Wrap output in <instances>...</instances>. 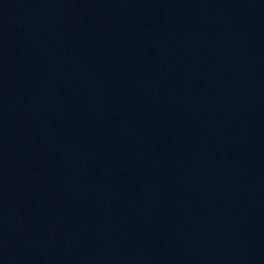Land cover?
Wrapping results in <instances>:
<instances>
[{"label":"water","instance_id":"water-1","mask_svg":"<svg viewBox=\"0 0 264 264\" xmlns=\"http://www.w3.org/2000/svg\"><path fill=\"white\" fill-rule=\"evenodd\" d=\"M0 264H264V0H0Z\"/></svg>","mask_w":264,"mask_h":264}]
</instances>
